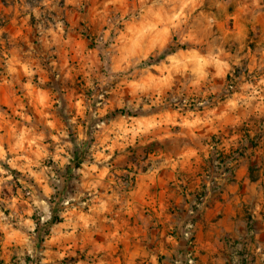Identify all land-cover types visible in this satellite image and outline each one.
Listing matches in <instances>:
<instances>
[{"label": "clouds", "instance_id": "obj_1", "mask_svg": "<svg viewBox=\"0 0 264 264\" xmlns=\"http://www.w3.org/2000/svg\"><path fill=\"white\" fill-rule=\"evenodd\" d=\"M0 264H264V0H0Z\"/></svg>", "mask_w": 264, "mask_h": 264}]
</instances>
